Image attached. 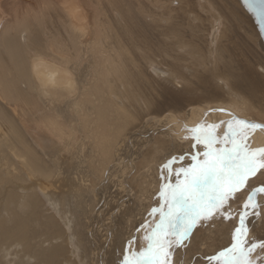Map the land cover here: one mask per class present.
<instances>
[{"label": "bare ground", "instance_id": "bare-ground-1", "mask_svg": "<svg viewBox=\"0 0 264 264\" xmlns=\"http://www.w3.org/2000/svg\"><path fill=\"white\" fill-rule=\"evenodd\" d=\"M234 1L0 0V264H119L193 126L264 121V43ZM35 56L73 90H48ZM227 240L217 220L173 264Z\"/></svg>", "mask_w": 264, "mask_h": 264}, {"label": "snow or ice", "instance_id": "snow-or-ice-1", "mask_svg": "<svg viewBox=\"0 0 264 264\" xmlns=\"http://www.w3.org/2000/svg\"><path fill=\"white\" fill-rule=\"evenodd\" d=\"M240 2L264 30V0ZM32 72L49 84L61 75L42 56L33 58ZM229 116L193 126L189 152L170 154L160 166L156 202L123 243L119 264H173L176 251L188 249L196 233L217 220L228 240L195 264H264V237L251 235L249 224L252 216L264 219V146L252 143L264 121Z\"/></svg>", "mask_w": 264, "mask_h": 264}, {"label": "clouds", "instance_id": "clouds-1", "mask_svg": "<svg viewBox=\"0 0 264 264\" xmlns=\"http://www.w3.org/2000/svg\"><path fill=\"white\" fill-rule=\"evenodd\" d=\"M63 80L68 81L69 83H61V79L57 78V83L56 84H49V83H44V86L50 90V91H58V90H65V91H72L74 88V82L72 81L71 75L65 73Z\"/></svg>", "mask_w": 264, "mask_h": 264}, {"label": "rangeland", "instance_id": "rangeland-1", "mask_svg": "<svg viewBox=\"0 0 264 264\" xmlns=\"http://www.w3.org/2000/svg\"><path fill=\"white\" fill-rule=\"evenodd\" d=\"M231 2V3H230ZM219 3V5L221 6V4L220 3H222L223 5L221 6L222 8H228L229 9V7H227V6H225V5H227V4H229L228 6H230L231 8H233V9H237L236 8V6H234L235 4V1L234 0H226V1H223V0H220V2H218ZM233 5V6H232ZM226 9H224V10H226ZM238 11V10H237ZM243 19V21H245V19L244 18H242ZM227 24V23H226ZM228 28H230V25H226V27H225V29H228ZM247 28H250V25H247ZM233 29H235V32L236 33H239L240 34V32H239V30H238V28H233ZM256 38V37H255ZM240 50H242V45L240 46V48H239ZM240 58V57H239ZM261 59H262V61H264V57H261ZM179 85H181V83L179 84ZM180 88V87H179ZM29 125H30V123H28ZM28 183H30V182H27V184ZM29 185V184H28ZM4 192V191H3ZM256 221V220H255ZM101 225V227L103 226L104 227V225H102V224H100Z\"/></svg>", "mask_w": 264, "mask_h": 264}, {"label": "water", "instance_id": "water-1", "mask_svg": "<svg viewBox=\"0 0 264 264\" xmlns=\"http://www.w3.org/2000/svg\"><path fill=\"white\" fill-rule=\"evenodd\" d=\"M250 14V13H249ZM251 15V14H250ZM252 16V15H251ZM253 17V16H252ZM253 19H254V21H255V23H256V26H257V28H258V31H259V33H260V35H261V38H262V40H263V43H264V30H261V27H260V25L258 24V22L256 21V19H255V17H253Z\"/></svg>", "mask_w": 264, "mask_h": 264}]
</instances>
